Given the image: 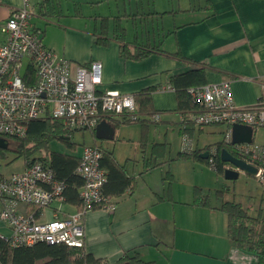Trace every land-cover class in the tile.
Wrapping results in <instances>:
<instances>
[{"label": "crops", "instance_id": "crops-1", "mask_svg": "<svg viewBox=\"0 0 264 264\" xmlns=\"http://www.w3.org/2000/svg\"><path fill=\"white\" fill-rule=\"evenodd\" d=\"M165 1L59 0V17L62 15L79 17L85 21L86 29L59 21L57 26L60 30L54 27L55 34L57 32L59 36L56 34L48 40L45 24L52 22L55 17L47 20L40 16L37 11L41 3L37 0H32L36 11L33 20L45 30L46 46L73 64H88L94 60L102 62L101 82L97 85L98 93L135 95L152 89L154 108L164 112L163 119L159 123L165 125V128L156 129L153 142H165V140L169 142L167 127L176 126L179 135L177 150L181 153L184 151L182 148L184 125L181 123L183 116L177 110V93L174 89L164 90L162 87L171 84L172 74L184 72L191 66L161 54H151L140 60L125 59L120 55L118 41L111 38L107 45L99 44L96 42L94 29L100 25L103 16H110L109 22L112 24L114 16L133 12L135 15L123 17L129 41L140 38L142 41L160 43L167 51H180L189 58L207 64L208 83L230 81L235 104L238 107L253 106L261 95L264 83V0H176L175 2L167 0V4ZM23 5L24 0H0V23L5 21L13 10ZM165 11L175 12L158 14ZM158 17H161L163 25L161 32L157 33ZM87 20L91 22L90 25ZM129 20H132L135 27H138L139 22L141 30L146 34L144 39L137 31L134 32L135 36L129 39L127 23ZM41 21L46 23L43 25ZM1 41L0 32V43ZM121 118L116 119L121 120ZM152 124L155 123H150L149 127H146L149 133ZM139 125L141 124L138 122L120 123L115 127V137L130 145L137 143L138 136L135 135V131L129 130V126L138 127L140 131L142 126ZM206 127L208 126L192 125L186 131L195 143L194 149H203L212 144L199 147L198 138L197 141L194 140L197 132L198 135L207 133ZM223 127L221 131L223 130L224 133L226 126ZM131 154L127 155L128 158H131ZM139 174L142 175L141 172ZM160 190L157 183H152L145 193L140 195L135 186L133 191H127L113 198L116 202L113 212L102 208L88 211L84 219L87 252L103 258L105 264H117L125 252H132L134 249L151 264H257L258 257L255 254L236 248L230 242L227 235V218L224 230H221L219 235V243L212 242L210 238L214 234L211 231L213 225L209 224L205 228L206 231H202L201 219L198 217L196 224L188 225V234L181 233L179 237V226L174 227L177 206L173 204V200L176 199L173 196L172 200L159 201ZM58 205L59 203H56L51 208L42 209L39 220L51 219ZM162 206L166 210L163 211ZM19 207L27 211L26 205L21 203ZM63 209L69 214L78 207L66 202L63 203ZM171 213L173 219L170 218ZM203 223L206 224L205 221ZM10 232L8 224L0 220V235L9 236ZM194 234L204 236L200 238L195 237ZM158 256L160 259L157 262Z\"/></svg>", "mask_w": 264, "mask_h": 264}, {"label": "built area", "instance_id": "built-area-1", "mask_svg": "<svg viewBox=\"0 0 264 264\" xmlns=\"http://www.w3.org/2000/svg\"><path fill=\"white\" fill-rule=\"evenodd\" d=\"M46 0H37L43 3ZM36 15L32 0L13 10L0 23V136H24L29 122L36 118L52 117L61 120L73 130L96 129L108 117H123L137 109L132 93H98L102 62L73 64L46 46L43 29L33 17ZM27 63L24 68V61ZM74 65V67H73ZM36 70L35 84L26 82V68ZM173 90L172 85L162 87ZM199 105L190 114L196 125L224 124V141L231 145L241 158L257 169L254 177L264 187V144L256 141L232 143L234 124L264 127V83L261 95L253 106L238 107L234 101L231 82L206 83L190 89ZM153 119L159 120V114ZM195 143L187 133L182 137V148L190 152ZM209 165L217 170L216 146L209 149ZM103 149L96 144H84L77 172L83 177L80 187L82 208L66 214L63 209L65 185L59 181L51 166L40 160L33 161L20 171L3 174L0 171V220L10 227L7 236L11 246L32 245L39 241L50 244L65 243L85 248L84 219L88 211L102 208L113 212L116 202L103 197L106 181L101 166ZM227 168L238 169L225 162ZM32 203L48 209L59 203L49 220L41 221L35 214H27L20 204Z\"/></svg>", "mask_w": 264, "mask_h": 264}, {"label": "trees", "instance_id": "trees-1", "mask_svg": "<svg viewBox=\"0 0 264 264\" xmlns=\"http://www.w3.org/2000/svg\"><path fill=\"white\" fill-rule=\"evenodd\" d=\"M175 12V11H172ZM169 11L158 12L165 15L172 13ZM37 13L48 18L59 17L60 2L59 0H46L39 4ZM138 13V12H137ZM157 13V12H156ZM133 12L116 15L113 17L112 24L110 16H103L100 25L94 29L96 42L107 45L111 38L118 41L120 46V55L125 59L140 60L148 57L151 54H161L176 58L191 66L188 70L172 74L170 82L177 93L178 108L177 110L183 116L181 122L183 134L190 129V126L196 125L191 120L190 114L197 111L199 105L194 101L190 89L208 83L206 78L207 64L196 61L183 55L180 51L170 52L162 48L160 43L142 41L140 38H135L132 41L127 39V31L123 23V17L133 15ZM135 15V14H134ZM145 15V14H144ZM43 29V28H42ZM111 33V34H110ZM45 30L43 29V39ZM26 82L35 84L37 81L36 70L32 67L26 68ZM152 89H147L135 94L137 109L132 114L136 118H132L125 114L121 120L115 117H108V120L117 127L120 123H140L143 131L142 143H147L146 127L150 123H159L162 121L163 111L156 110L152 101ZM155 114H159L160 119H153ZM224 125V124H215ZM199 127L209 125H198ZM87 130V129H86ZM75 131L64 125V123L56 118L45 117L36 118L29 122L27 132L24 136L4 135L3 137L8 142V148H0V158H7L9 152H14L15 157H23L25 166L30 165L35 160H40L51 166L56 178L65 185L63 195L65 203L74 204L78 209L82 208V199L80 197V187L84 184L83 177L77 172V167L80 162L81 153H63L53 149L54 142L65 143L69 148L76 149V143L72 141V136ZM92 134L96 138L95 129H91ZM187 133V132H186ZM116 138V137H115ZM103 149V157L101 166L106 172V181L103 184L102 191L105 199L113 200L114 197H119L127 191H133L136 186V176L129 173L126 169V164L119 161L115 155L114 149L106 148L99 145ZM212 146L219 149V153L215 156V161L218 165L217 171H224L225 162L221 161L220 153L223 148H227L233 155L241 156L235 152L231 145L225 143L224 138L221 141L209 144L203 149H193L190 152L183 151L177 157L195 156L209 163V158H202L201 153L209 151ZM166 158V143L155 142L151 147L150 158L144 156V170L141 174L161 164V159ZM171 182L170 178H165ZM199 189V190H198ZM194 192L193 204L196 206H210L209 198L202 193L200 188ZM170 200L173 196L169 194ZM165 197L158 195V200H164ZM27 214H35L40 216L42 208L38 205L28 203ZM215 209H220L227 216V235L236 248L248 250L258 257L257 264H264V207H260L256 215L251 213L249 207L244 206L241 202L234 200H222L220 204L214 206ZM151 264L144 260L139 251L134 249L132 252H125L118 260L117 264ZM106 263L103 258L95 257L92 253L87 252L86 248L70 246L65 243L50 244L47 241H39L32 245L11 246L7 240V236L0 235V264H102Z\"/></svg>", "mask_w": 264, "mask_h": 264}, {"label": "rangeland", "instance_id": "rangeland-1", "mask_svg": "<svg viewBox=\"0 0 264 264\" xmlns=\"http://www.w3.org/2000/svg\"><path fill=\"white\" fill-rule=\"evenodd\" d=\"M170 1L175 2L176 0ZM165 3H168L167 0ZM51 21L52 22H47V24H45V21H41V23L43 25L45 24L47 27V40L56 34L59 36V33L56 32L55 34V28L60 30V27L57 26L59 21L66 25H72L76 28H85V21L79 17H68L62 15L61 17L55 16V18H53ZM87 23L88 25L91 24L89 20H87ZM127 23L129 25V39L135 36L134 32L136 31L141 38H145L146 34L141 30L139 22L138 27H135V24L132 22V20H129ZM157 24H159L158 27ZM162 25L163 23L161 17H158L156 19L157 33L161 32ZM26 63L27 59L24 61V68ZM150 127L151 132L147 133L148 141L146 145L145 143H142L144 140L143 131L140 130V132L139 128L134 126H129V130H132L133 132L135 131V135L138 136L136 139L139 140L137 143L135 142L130 145L126 141L123 142L122 139L120 141L118 138H115L114 140L97 139L96 143L106 148L114 149L117 159L126 164V169L129 171V173L136 176V191L140 193V195L145 193V190H147V187H149L150 184L157 183L161 189V192L159 193L161 196L165 197L166 201H169V194L174 196L176 200H173V204L177 206L175 210L174 227L179 226V237L181 233L185 235L188 234V225L190 224L193 226L196 224V217H198L201 219L200 229H202V231H206L205 228H207L209 224L213 225L211 231L214 234H212L210 238L212 239V242L214 241L219 243V235H221V230H224V223L227 216L222 210H215L213 207L220 204L222 200L235 199L236 201L241 202L244 206L249 207L253 215L257 214V211L260 207H264V187L257 182L253 175L240 171L239 177L237 179H227L225 177L224 171H217L214 168H211L207 161L201 160L198 157H177L179 154V151L177 150L179 148L177 146L179 144V135L176 126L168 125L167 127L169 129V131L167 130L169 142L166 140L164 142L166 143V158L161 159L162 162L159 166L146 171V174L144 172L142 175H140L139 173L144 170V156L146 155L149 158L151 156V147L152 144L155 143L153 142V134L155 133L156 129L161 127L165 128V125H163V123H158L152 124ZM137 129L138 131H136ZM221 129H224L223 125H210L206 127V134L198 135L197 132L195 134L194 140L197 141L198 138L199 147H203L206 144L214 143L216 141H221L224 138V133L223 130L221 131ZM254 130V141L264 144V127H255ZM72 141L76 143V149H71L62 142H54L52 147L53 149L63 153L79 154L82 152L83 145L86 143H94L95 138L92 134V131L80 130L73 133ZM132 147L133 151L131 152ZM130 154L131 158H128L127 155ZM7 156V158H0V171L3 174L7 175L14 171H20L25 167V160L23 157L12 161V159L15 157V153L9 152ZM132 157L137 160H134ZM171 174L173 179L170 182L165 178H170ZM198 188H200V191L204 193L207 198H209L211 204L210 206H196L193 204L194 192H196ZM157 209L158 207L156 210ZM164 210H166L165 207H163V211ZM170 218L173 219L172 213ZM203 221H205L206 224H204ZM194 236L201 238L204 235L194 234ZM159 259L160 257L158 256L157 262Z\"/></svg>", "mask_w": 264, "mask_h": 264}, {"label": "water", "instance_id": "water-1", "mask_svg": "<svg viewBox=\"0 0 264 264\" xmlns=\"http://www.w3.org/2000/svg\"><path fill=\"white\" fill-rule=\"evenodd\" d=\"M96 138L105 139V140H113L116 134V128L107 119H103L96 127ZM254 128L249 125L243 124H234L232 128V143H240V142H252L254 139ZM8 142L3 136H0V148H8ZM202 158H208L209 152L206 151L201 154ZM222 162H229L233 164L238 169L227 168L224 170L225 177L227 179H237L239 177V172L243 171L250 175H255L257 169L245 162L242 158H238L233 155L227 148H223L220 153ZM124 264H131L126 262Z\"/></svg>", "mask_w": 264, "mask_h": 264}, {"label": "flooded vegetation", "instance_id": "flooded-vegetation-1", "mask_svg": "<svg viewBox=\"0 0 264 264\" xmlns=\"http://www.w3.org/2000/svg\"><path fill=\"white\" fill-rule=\"evenodd\" d=\"M235 156H236V155H235ZM236 157L240 158L239 156H236Z\"/></svg>", "mask_w": 264, "mask_h": 264}]
</instances>
